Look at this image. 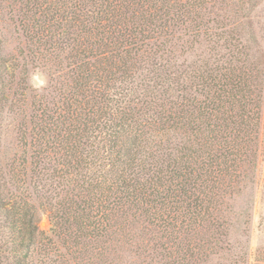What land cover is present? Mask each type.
I'll return each instance as SVG.
<instances>
[{
  "label": "trees",
  "instance_id": "trees-1",
  "mask_svg": "<svg viewBox=\"0 0 264 264\" xmlns=\"http://www.w3.org/2000/svg\"><path fill=\"white\" fill-rule=\"evenodd\" d=\"M213 1L5 0L6 14L26 43L15 56L5 55L0 43V115L6 108L15 118L18 141L11 161L3 162L8 178L0 169V212L10 229L0 235V257L8 264H25L21 252L33 250L45 234L37 228L34 204L24 200L26 182L32 178L38 205H51L45 175L53 182L56 176L70 180L71 166L87 163L82 151L88 145L96 173L81 183L86 186L78 202L72 189L68 194L74 198L54 201L56 209L48 215L51 231L67 248L77 251L86 238L112 231L128 212L133 217L141 212L168 233L169 242L178 234L169 230L202 234L195 225L201 229L211 220L213 232L198 242L184 233L175 247L189 255L176 262L208 249V254L232 250L223 246L227 226L217 213L224 193L242 176L237 167L264 155L258 150L264 94L262 88L257 93L247 88L245 72L236 75L230 66L214 79L219 91L212 99L199 101L171 63L178 41L186 42L187 51L204 37L225 47L230 38L224 26L207 18ZM229 60L241 61L235 54ZM37 67L50 76L39 90L27 84L30 68ZM213 77L204 82L211 89ZM155 89L149 100L141 99ZM47 93L56 95L49 103ZM248 95L252 101L244 99ZM2 135L0 126V143ZM48 144L63 162L50 173L43 169L47 162L42 166ZM7 184L15 192L11 202L2 197Z\"/></svg>",
  "mask_w": 264,
  "mask_h": 264
},
{
  "label": "rangeland",
  "instance_id": "rangeland-1",
  "mask_svg": "<svg viewBox=\"0 0 264 264\" xmlns=\"http://www.w3.org/2000/svg\"><path fill=\"white\" fill-rule=\"evenodd\" d=\"M6 9L5 0H0V43L5 55L15 56L25 50L26 43L21 39V32L13 22L14 20L9 19L6 14ZM207 11V18L217 19L227 31L224 33V37L230 39H227L225 47H220V42L214 40V42H218L215 44L208 37L197 38L200 43L192 41L190 43L193 45L192 49L188 51L186 50V42L178 41L174 46L176 48L171 63L175 65L178 73L181 72L179 80L188 84V89L191 91L190 95L199 101L206 100V97L212 99V93L219 91L217 89L219 84L214 82V79L220 73L227 74L228 67L234 66V74L242 75L241 73L245 72L246 82L249 84L247 88L254 90L255 93L258 92L259 88H262L264 94V0H214L212 5H208ZM234 40L235 48L233 47ZM231 54H235L237 59L241 61L230 63ZM218 65H222L223 68L218 71L214 70ZM178 73L171 74V77ZM28 76L27 84L36 90L48 84L50 77L46 70L44 71L40 67L30 68ZM211 76H214L210 81L213 84L212 89L204 84L207 79L209 81ZM173 78L178 80L177 77ZM176 87L178 85L175 84L174 88ZM156 89L148 92L141 99L149 100ZM139 91L144 93L143 90ZM243 94L247 95L246 92ZM4 96H7L6 101L9 104L12 97L7 87ZM45 96L44 101L49 103V101L54 100L56 95L47 93ZM244 99L252 101L253 97L248 95ZM3 110V114L0 115V126L3 134L0 154L4 152V155L0 156V169L5 177L7 168L3 162L11 161L16 150L17 129H15V118L6 108ZM218 122L223 128L222 121ZM227 133V130L222 131L223 135ZM176 135L178 134L166 135V137L173 138ZM260 138L262 139L259 141L258 150L264 154V129L262 128L259 132ZM49 146L50 144L44 150L45 156L43 155L42 166L43 163L47 162L43 169L50 173L54 167H62L63 162L59 157L60 155L53 153ZM39 147H43V144ZM89 148L88 145L82 151L84 155L88 153L85 159L87 163L77 168L71 166L72 176L70 180L56 176L55 185L53 179L49 175H45L44 180L46 181L44 183L48 186L46 187L48 190L45 188L43 190L47 191L46 197H51L46 199L47 203H52L51 205L47 206L46 204L45 207L38 205L35 191H33L32 178L28 180V184L26 182L25 194L27 195H24V200L26 199L29 204L30 202L34 204L38 217L37 228L39 231L43 230L45 234H40L37 238L39 242L36 246L34 245L33 250L21 252L25 264H186L191 263L193 259V264H264V155H258L255 163H247V160L243 163L242 168L241 166L240 168L237 167V172L241 170L242 176L239 177L233 189H228L224 193L222 204L219 207L217 214L221 216L220 219L226 221L225 226H227L223 229L224 232H227L226 235L222 236L226 241L223 246L229 245L231 251L215 249L217 252L208 254V249L207 254L200 253L196 255L197 257H187L185 263L180 260L181 257L176 262L177 256L189 255V251H183L185 247L181 250L175 247L176 244L182 243L179 239L183 238L184 233H186L190 235L192 241L198 242L199 237H206L213 232L211 220L205 221L203 223L205 227L202 226L201 229L195 225L194 228L203 232L202 234L193 235L190 230H185L188 228L181 229L180 233L176 230H169L173 234L178 233L175 240L169 242L166 238L168 233L159 228L160 226L157 227L156 224L150 225L141 212L135 214V217L131 216L134 215V212H128L123 219L114 221L117 224L112 231H108L97 239L86 238V243L79 244L81 248L77 251L67 248L66 244L61 242V238L56 237L51 231L52 225L48 215L49 212L56 209L52 207L54 201L67 199L68 196L72 197L71 194H68L70 190H77L79 193L78 198L74 201L78 202L79 197L83 195L82 187H85L86 183H81L83 180L88 181V178L96 173V166L92 164ZM19 151L21 153V148ZM28 151L30 149H27ZM21 154L26 156V152ZM47 154L49 156H46ZM244 155L246 156L247 153ZM3 191L2 197L11 202L10 195L15 193L13 186L7 184ZM73 205L74 203L71 202L70 206L73 207ZM54 206L56 207V205ZM213 214L214 217H217L216 212ZM4 219L3 213L0 212V235H5L10 231L8 227L3 226ZM222 224L224 225V223ZM169 246L171 248L167 250ZM178 252L179 255L176 254ZM0 264L8 263L0 257Z\"/></svg>",
  "mask_w": 264,
  "mask_h": 264
}]
</instances>
